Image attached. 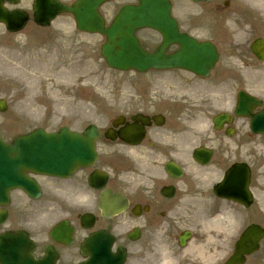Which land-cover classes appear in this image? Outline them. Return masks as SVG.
<instances>
[{
  "label": "rangeland",
  "instance_id": "374dc122",
  "mask_svg": "<svg viewBox=\"0 0 264 264\" xmlns=\"http://www.w3.org/2000/svg\"><path fill=\"white\" fill-rule=\"evenodd\" d=\"M235 1V9L241 8V12L239 15L236 13L239 27L233 26L232 35L233 79H236L233 82V109L238 91H256L250 86L248 70L257 69L253 85L256 87L255 83L260 84L258 89L264 91V65L253 62L248 52L250 40L246 16L249 9L247 4L239 5V0ZM31 3V0H24L21 6L30 9ZM221 19L223 21L225 17ZM202 27L200 31L193 33L203 39H220L217 34L208 29L205 31ZM103 43L104 39L98 35L77 34L71 18L67 17H62L49 29L30 25L17 34H9L0 26V100H5L8 106L7 112L0 113V135L11 141L15 136L39 127L57 132L63 126L79 130L88 123H93L101 128L123 105V101L132 98V93L125 94V90L141 78H135L132 73L121 74L110 70L100 55ZM227 55L228 52L224 49V60L215 73L222 74L221 78H224V68H227L229 62ZM70 67L72 76L68 72ZM57 76L62 83L61 88L55 87L52 90L54 92H51L48 86H44L52 80L56 81ZM59 92L70 94L72 98L66 102L59 101ZM42 100L45 102L42 103ZM70 100L75 101L73 106ZM72 117L75 118L74 122ZM234 128L236 134L233 142L236 144H233V162L237 159L258 162L260 156L264 163V141H261L264 138L250 135L248 120H236ZM45 181L49 182L48 187L56 186V183L58 186L64 184L55 179ZM18 195L14 194L11 212L15 219L24 218L28 223L24 227L36 235L39 228L33 223H39L38 214L44 212L41 219L47 220L53 210L49 202H25ZM61 203L70 207L69 201ZM61 214L62 212L57 213ZM73 214L74 212L70 215ZM57 215L51 216L54 219ZM10 224L13 225V222ZM65 253L71 255L73 252L70 249Z\"/></svg>",
  "mask_w": 264,
  "mask_h": 264
},
{
  "label": "flooded vegetation",
  "instance_id": "af4514ba",
  "mask_svg": "<svg viewBox=\"0 0 264 264\" xmlns=\"http://www.w3.org/2000/svg\"><path fill=\"white\" fill-rule=\"evenodd\" d=\"M171 117L166 123L169 127L164 131L148 128L141 143L144 153L138 150L148 161L152 159L151 167L139 173L135 170L134 184L127 185L124 179H118L112 187L114 192L123 194L129 200L131 207H137V213L131 220V232L134 235L138 232V239L132 246L125 245L123 240V245L128 251L133 248L137 253L142 252L138 255L141 259L136 262L138 264H221L222 248L215 228L209 222L210 216L219 207L216 203L219 200L210 197L207 203L200 202L196 196L198 192L191 190L189 180L173 179L174 172L165 167L174 155H177L176 161L182 167L181 160L189 158L188 134L175 133L173 129L185 121L180 115ZM179 140L180 147L167 143ZM154 142L162 143L155 146ZM157 158H165L164 164H158ZM94 199L97 201L98 196ZM163 223L167 224L165 229H162ZM188 230L193 237L190 244L182 246L184 232ZM226 249H229L227 254L232 253L233 245ZM155 253L161 262H148L149 258L157 256ZM247 264H264V250L247 260Z\"/></svg>",
  "mask_w": 264,
  "mask_h": 264
},
{
  "label": "water",
  "instance_id": "95a60500",
  "mask_svg": "<svg viewBox=\"0 0 264 264\" xmlns=\"http://www.w3.org/2000/svg\"><path fill=\"white\" fill-rule=\"evenodd\" d=\"M139 1V7L122 10L112 27L105 31L96 12L99 0H82L69 12L75 15L80 29L90 32L99 31L107 35L108 43L104 47V54L109 62L133 67L139 71L159 68L165 63L198 72L206 69L212 60L210 50L201 48V50L193 51L185 47L188 45L186 40L182 42L185 47L182 52L173 58L164 57L165 47L175 39L181 40L174 31L170 17V5L167 0ZM34 8L36 21L43 26H48L51 20L58 15L62 6L57 0H35ZM0 13H2L1 10ZM145 27L158 30L163 35L164 48L155 56L145 53L134 37V31ZM211 66L212 64L209 67ZM253 103V99L241 94L237 114L250 116L252 118L251 130L254 133L264 134V111L253 115L251 107L256 104ZM71 147L72 141L69 139L52 138L45 135L40 141L29 138L11 147L0 142V203L6 202L8 192L12 188L27 189L28 183L23 179L25 170L62 174L63 171L66 173L75 168L77 164L73 162ZM87 156L86 161L90 160V155ZM84 158V156L80 157L82 160Z\"/></svg>",
  "mask_w": 264,
  "mask_h": 264
}]
</instances>
